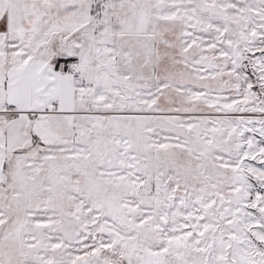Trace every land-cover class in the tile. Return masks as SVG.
Masks as SVG:
<instances>
[{
    "label": "snow or ice",
    "instance_id": "obj_1",
    "mask_svg": "<svg viewBox=\"0 0 264 264\" xmlns=\"http://www.w3.org/2000/svg\"><path fill=\"white\" fill-rule=\"evenodd\" d=\"M0 264H264V0H0Z\"/></svg>",
    "mask_w": 264,
    "mask_h": 264
}]
</instances>
